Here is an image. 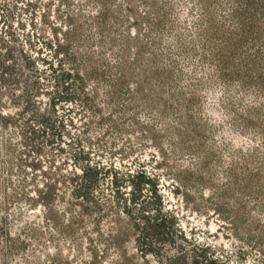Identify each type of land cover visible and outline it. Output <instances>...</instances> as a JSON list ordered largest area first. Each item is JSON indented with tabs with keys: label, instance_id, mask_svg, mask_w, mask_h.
I'll use <instances>...</instances> for the list:
<instances>
[{
	"label": "rangeland",
	"instance_id": "obj_1",
	"mask_svg": "<svg viewBox=\"0 0 264 264\" xmlns=\"http://www.w3.org/2000/svg\"><path fill=\"white\" fill-rule=\"evenodd\" d=\"M138 174L174 215L154 250ZM193 250L264 264V0H0V264Z\"/></svg>",
	"mask_w": 264,
	"mask_h": 264
},
{
	"label": "trees",
	"instance_id": "obj_2",
	"mask_svg": "<svg viewBox=\"0 0 264 264\" xmlns=\"http://www.w3.org/2000/svg\"><path fill=\"white\" fill-rule=\"evenodd\" d=\"M69 79L82 80L79 73L75 74L73 71L67 73ZM102 168L87 167L83 168V177L81 183L78 182L77 191L79 195L84 197L83 199L89 200V189L97 182V175ZM138 186L135 187L139 192V196L131 199L132 206L128 209V212L132 208L138 210V220L141 226L140 243L146 250H154V245L159 241H165L174 229V215L162 210V203L155 204V201L147 202L146 198L141 199L142 191L144 187L151 183V178H147L142 174H138ZM153 192L155 189L153 188ZM83 193V194H82ZM133 211V210H132ZM173 227V230H172ZM142 239V240H141ZM208 250H193L188 255H178L171 259V264H225L223 260L218 257H212L207 254Z\"/></svg>",
	"mask_w": 264,
	"mask_h": 264
}]
</instances>
